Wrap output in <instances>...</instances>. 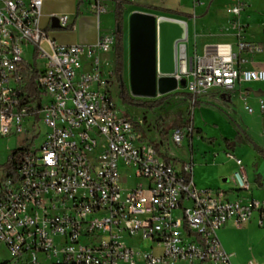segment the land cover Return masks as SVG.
Returning a JSON list of instances; mask_svg holds the SVG:
<instances>
[{
    "label": "built area",
    "instance_id": "built-area-1",
    "mask_svg": "<svg viewBox=\"0 0 264 264\" xmlns=\"http://www.w3.org/2000/svg\"><path fill=\"white\" fill-rule=\"evenodd\" d=\"M248 1L229 0L227 12L238 19ZM43 3L0 0V139L39 119L49 128L38 147L21 146L16 173L0 179V242L11 254L0 264H235L220 229L248 223L256 211L264 224V200L250 195L243 160L227 153L238 166L234 196L197 187L193 157L167 156L120 113L100 58L113 50L115 35L92 45L60 43L42 26ZM90 8L98 20L107 10L104 0H90ZM54 16L70 27L68 15ZM30 46L34 63L26 59ZM237 48L215 43L189 56L186 43L179 47L177 77L194 101L215 88L264 83V67L247 66L244 55L256 45L240 39ZM258 108L264 112V97ZM192 131L175 127L173 142ZM121 164L134 169L131 188Z\"/></svg>",
    "mask_w": 264,
    "mask_h": 264
},
{
    "label": "rangeland",
    "instance_id": "rangeland-1",
    "mask_svg": "<svg viewBox=\"0 0 264 264\" xmlns=\"http://www.w3.org/2000/svg\"><path fill=\"white\" fill-rule=\"evenodd\" d=\"M171 1L173 0H169V2ZM185 1L188 2L190 0ZM259 1L260 2L257 4L252 5L255 16L247 32L243 33L242 36L239 34L230 36L227 41H230L234 45L235 50L238 49L237 43L240 39L256 42L254 44L257 48L253 49L251 52L253 54L255 53L257 58L262 59L264 58V0ZM130 9L133 10L135 8L132 7ZM130 9L127 11V16L132 11ZM214 9L215 14L204 21V27H202L199 32L200 35L197 39L199 48H202L205 43H214L218 41L221 37L214 35L216 30L223 32L226 29V27L222 25L223 17L232 16L227 12L224 0H218ZM191 16L194 18V14H191ZM232 22H235V20L232 19L231 23ZM191 24L192 27L189 31V38L185 43L188 44L190 50L193 51V45H195L196 48V31L193 28L194 19ZM231 33V30L226 29V34ZM125 34L128 40V21L125 23ZM33 51L34 46H30L26 55V59L30 63H34ZM248 58H253V56L249 55ZM43 63V59L38 60L39 66L43 65ZM112 64V53H106L101 64L104 75H106L108 70H112ZM123 79L130 90L129 47L125 49V70ZM184 80L186 81V79ZM110 84L109 90L116 101L120 113L133 119L144 131L146 139L151 140L155 144H159L164 153L169 157L177 158L178 160H190L193 157L195 174L196 170L198 174L200 173L203 175L205 173L206 168H203V164L200 163H209L210 165L217 157L216 152H221L225 155V145L227 143L234 149L236 154H240L245 160H249L250 166H253V163H251L252 160H256L254 155L258 160H260L261 157L264 158V153L256 149L254 145L243 136L240 139H235L236 135L239 133V122L249 131L254 138L251 137L264 150V136L260 134V126H262V130H264V112L257 111L255 108L260 99L257 96L264 95V83H253L254 87L259 91H254L251 99L247 98L246 100L243 91L229 93L208 91L200 94L195 101L192 96L186 94L188 92L185 88V84L176 91L166 94L168 97L164 104L153 109L140 105L138 102H129L122 99L119 95V84L113 75L110 76ZM161 96L164 95L158 94L153 98L132 97L136 100L145 101L157 99ZM254 97H257L255 102L254 99H252ZM47 99V96L43 95V101L46 102ZM247 104L252 105L256 112H248L246 108ZM182 123L184 124L183 127L186 129H188L190 125H193V131L188 133V136L182 144H175L172 140V131L177 124L181 125ZM205 123L207 124L205 125ZM198 124H202V126L205 125V128L199 130L197 128ZM25 127L26 131L22 134L13 132V134L0 139V167L5 166L10 154L21 146L29 145L31 147H38L49 130L42 119L36 122L35 127L32 126V124H25ZM207 171H209L211 175H216L220 172V170H216V168L212 166H210ZM121 173L124 177L128 178V181L123 184L124 187H133L137 182L134 169L121 164ZM5 176V172L0 169V179L5 178ZM232 185L236 188L233 180ZM245 192L247 193L248 191ZM255 198L264 200L262 197L255 196ZM180 211H182V209ZM127 242H129V239H127ZM251 242L252 244L250 245ZM237 243H239V247L243 253L248 255L252 253L250 255L252 258L256 257L258 254H264V234L261 231L257 234L255 233L250 241L248 237L241 236L238 238ZM141 244L144 248H149V241H144ZM254 251L256 253H254ZM10 258L11 254L7 246L0 242V262Z\"/></svg>",
    "mask_w": 264,
    "mask_h": 264
},
{
    "label": "crops",
    "instance_id": "crops-1",
    "mask_svg": "<svg viewBox=\"0 0 264 264\" xmlns=\"http://www.w3.org/2000/svg\"><path fill=\"white\" fill-rule=\"evenodd\" d=\"M128 1H130V3L125 4V13H124V46H125V49L126 47H129V16L133 11L139 10V11L154 13L157 16L167 15L171 17L184 19L188 22L189 31L192 27V24H191L192 20L194 19L193 28L196 31V48H195V45H193V51H191L188 44H186L189 56L193 55L195 49H196V52H202L205 46L207 45H211L215 43H231L230 41H227V39L230 36H233L235 34H240L242 36L243 33H246L247 29L251 26V22L255 16V13H253L252 5L260 2L259 0H249L244 11L241 13V15L236 20L234 19L233 16L223 17L222 25L226 27V29L231 30L232 33L226 34V29L223 32L220 30H216L214 35H217L221 38L214 43H205L202 46V48H199L198 42H197V39L200 35L199 32L201 28L204 27V24H203L204 21L207 20L209 17H212L215 14L214 6L217 4L218 0H196V2L194 0H190L188 2L185 0H179V1L173 0L171 2H169V0H128ZM104 2L106 4L107 10L105 13H103L100 16L98 20V18L96 17V15L92 12L90 8V0H44L43 7H42V19H41L42 26L46 28L50 32L51 36L54 37L60 43L92 45L98 40L99 37L105 36V35H114V32H115L116 0H104ZM109 5H110V9H109ZM224 5L226 6V10H227V7L229 5V0H224ZM132 7L135 9L133 10L130 9ZM155 8L168 9L172 11L173 13L160 11ZM128 9L132 11L127 16ZM53 14L68 15L70 27L69 28H61V27L53 28L52 18H51V15ZM191 14H194V18L191 16ZM232 19H234L235 22L231 23ZM127 21H128V40L125 34V23ZM188 38H189V35H188ZM245 41H248L253 44L256 43L250 40H245ZM109 53H112L113 61H114L115 60V45H114L113 50H111ZM105 54L106 53H102L100 55L101 64H102V60ZM244 55L247 57L249 55L253 56V58H250V63L247 66L264 67V58L262 59L257 58L255 56V53L253 54L251 51L246 52ZM84 62H85L86 68L89 69L90 68L89 59L85 58ZM109 73H110V70L107 71L106 75ZM257 90L258 89L254 87L253 83H246L243 85H238L237 89L232 92L248 91L247 98L251 99L253 92ZM210 91L225 92L221 88H215ZM257 97L258 98L264 97V95L257 96ZM257 97L252 98L254 99V102ZM255 108L257 111L259 110L258 104ZM206 124L207 123H205V125ZM238 124L243 129H245L247 133H249V131L244 126H242L239 122ZM205 125L202 126V124H198L197 128L199 130L204 129ZM260 127H261L260 134L264 136V130H262V126ZM249 135L252 136L250 133ZM225 146H226L225 155L224 153L216 152L217 157L216 159H214L213 162L210 163V165L209 163H200V164H203L202 165L204 166L203 168H206L205 173L203 175L200 173L198 174L197 170H196V174L193 172V178H194V181L197 187L201 189H205V188L223 189L227 191L228 193H231L232 196H234L235 193H233L234 187L232 185V175L238 166L236 164V161L227 155L228 152L233 151L232 153H234L237 157H240L243 160V169L246 171L249 177V180L251 181V184H252V192L250 193V195L252 197L256 196V197L264 198V158L261 157V159L258 160L257 157H255L254 155V158L256 160L255 161L252 160L251 163H253L252 164L253 166H250L249 160H245V158L242 155L236 154V152H234V149L229 145V143H227ZM174 159L178 160L177 158H174ZM178 161H183V160H178ZM210 166L216 168V170H220L219 172L220 174L217 173L216 175H211L210 172L207 171V169ZM260 217H261L260 212L256 211L248 223H245L243 225H238L234 222H229L225 227L220 229L219 231L220 240L224 248L231 254L232 261L235 264H246L250 260L264 262V254H261V255L258 254L256 257L252 258L250 257L252 253H250L249 255L243 253V251L239 247V243H237L238 238L241 236L248 237L250 241L251 237H253L255 233L257 234L258 232L261 231L264 234V224L263 225L259 224ZM251 244L252 242L250 243V245ZM254 253L256 252L254 251Z\"/></svg>",
    "mask_w": 264,
    "mask_h": 264
},
{
    "label": "water",
    "instance_id": "water-1",
    "mask_svg": "<svg viewBox=\"0 0 264 264\" xmlns=\"http://www.w3.org/2000/svg\"><path fill=\"white\" fill-rule=\"evenodd\" d=\"M59 28V18H52ZM188 22L167 15L135 10L129 16L130 94L153 98L186 84L178 80L179 47L188 40Z\"/></svg>",
    "mask_w": 264,
    "mask_h": 264
},
{
    "label": "trees",
    "instance_id": "trees-1",
    "mask_svg": "<svg viewBox=\"0 0 264 264\" xmlns=\"http://www.w3.org/2000/svg\"><path fill=\"white\" fill-rule=\"evenodd\" d=\"M128 3H130V1L128 0H116V5H115L116 28H115L114 35H115L116 43H115V70L114 72L117 76L118 83H119V88H120L119 95L125 101L138 102L140 105L153 109V108L160 107L161 105H163L168 95H164V96H161L153 100H145V101L136 100L131 96L130 91L123 79V73L125 70L124 13H125V4H128ZM155 9L168 12V13H173L172 11L168 9H160V8H155ZM186 94L189 96H192L190 93H186ZM183 126H184L183 123L181 125L180 124L176 125V127H183ZM238 127H239V133L236 135L235 139H240L243 136L246 140L251 142L256 149L264 153V150L255 142V140L247 133V131L243 129L240 125H238ZM22 152H23V148L21 147L14 150L10 154L7 164L3 167H0V169H2L5 172L6 176H12L16 173L21 163Z\"/></svg>",
    "mask_w": 264,
    "mask_h": 264
},
{
    "label": "flooded vegetation",
    "instance_id": "flooded-vegetation-1",
    "mask_svg": "<svg viewBox=\"0 0 264 264\" xmlns=\"http://www.w3.org/2000/svg\"><path fill=\"white\" fill-rule=\"evenodd\" d=\"M112 66H113V67H111L112 70L110 71L109 74L106 75V78H107V82H108V86H109V87L111 86V84H110V76H111V75H113V76L116 78L117 82H118L117 76H116V74H115V72H114V70H115V60L113 61V65H112ZM123 74H124V73H123ZM118 84H119V83H118Z\"/></svg>",
    "mask_w": 264,
    "mask_h": 264
}]
</instances>
